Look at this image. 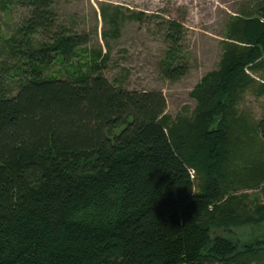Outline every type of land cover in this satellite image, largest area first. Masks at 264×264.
Returning <instances> with one entry per match:
<instances>
[{"label": "trees", "instance_id": "16d2710c", "mask_svg": "<svg viewBox=\"0 0 264 264\" xmlns=\"http://www.w3.org/2000/svg\"><path fill=\"white\" fill-rule=\"evenodd\" d=\"M53 2L0 0L27 11L4 42L16 91L0 77V264H264V231L215 232L264 224V107L258 120L239 109L247 91L264 97V0L227 17L217 66L175 118L160 90L110 83L100 48L69 78L44 75L89 42ZM100 10L117 35L121 8ZM160 27L161 72L175 81L184 27Z\"/></svg>", "mask_w": 264, "mask_h": 264}, {"label": "rangeland", "instance_id": "374dc122", "mask_svg": "<svg viewBox=\"0 0 264 264\" xmlns=\"http://www.w3.org/2000/svg\"><path fill=\"white\" fill-rule=\"evenodd\" d=\"M262 0H54L53 8L58 21L70 31L86 33L89 42L68 63L56 60L49 64L43 74L69 78L78 63L87 59L91 50L107 53V61L99 72L112 84L134 90H160L166 100V112L172 117L189 116L196 105L190 94L201 77L217 66L221 55V40L226 19L229 15L247 16L257 13ZM118 5L123 12L117 35L104 20L100 6ZM126 8V9H125ZM143 12L142 19L129 17L130 12ZM27 11L11 6L0 9V77L11 93L20 82L10 79L14 65L19 62L13 57L5 40L25 17ZM156 14V17H148ZM161 18L174 19L182 23V59L187 72L171 81L163 77L160 61L167 44L163 39ZM39 39V36H37ZM264 97L247 91L239 109L252 119L258 120L263 111ZM123 124L115 128L118 132ZM250 227V226H249ZM238 227L231 231L216 230L217 234L230 235L245 241L250 235L264 231L258 227Z\"/></svg>", "mask_w": 264, "mask_h": 264}, {"label": "built area", "instance_id": "2783aa9c", "mask_svg": "<svg viewBox=\"0 0 264 264\" xmlns=\"http://www.w3.org/2000/svg\"><path fill=\"white\" fill-rule=\"evenodd\" d=\"M188 172H189V174H190V177L192 178V177L194 176V171H193V169H192V168H189V169H188Z\"/></svg>", "mask_w": 264, "mask_h": 264}]
</instances>
